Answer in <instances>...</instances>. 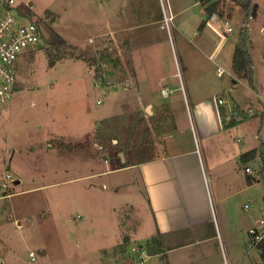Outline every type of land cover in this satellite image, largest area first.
<instances>
[{
    "label": "rangeland",
    "instance_id": "374dc122",
    "mask_svg": "<svg viewBox=\"0 0 264 264\" xmlns=\"http://www.w3.org/2000/svg\"><path fill=\"white\" fill-rule=\"evenodd\" d=\"M105 2L16 0L29 9L24 23L43 22L50 37L20 55L12 97L0 107V264H137L133 246L146 249L150 256L146 264H264L257 249L248 246L249 230L263 219L258 207L264 206V173L255 170L250 184L243 166L238 170L239 189L249 190L236 198L235 225L220 219L196 236L181 232L173 244L201 242L161 254L160 237L154 247L150 244L157 229L140 170H108L121 166L120 153L125 166L127 161H143L160 150L177 151L190 144L206 150L213 141L200 139L193 128L196 124L184 118L189 107L181 90L168 95L175 102L170 115L178 116L183 128L176 138L184 143L177 147L173 136L163 141L160 137L170 126L151 119L135 92L122 91L118 74L105 71L107 56L93 48L100 41L95 36L102 29ZM169 3L175 19L165 67L170 74L178 73L173 81L180 89V77L188 83L193 78L197 92L207 77L210 96L232 104L242 88L229 91L230 55L236 46L245 45L244 34L254 77L264 87V0H253L254 12L248 20L239 0H221L223 15L217 19L229 21L233 31L218 60L209 56L221 35L203 22L208 19L203 5L196 0ZM178 10L195 20L196 29L205 31L203 36L193 40L194 31L187 38L180 34ZM94 22L101 25L99 30ZM189 24L195 28L194 21ZM219 68L224 69L222 77ZM148 96H154L155 102L167 101L160 88ZM263 96L264 91L260 98L254 97L253 105L260 111H264ZM240 117L245 121L240 122ZM232 118L220 139L236 143L241 134L251 141L256 120L247 116V109L239 107ZM238 123H243L240 128ZM173 132L174 125L169 134ZM261 135L263 141L264 130ZM218 142L219 138L214 141Z\"/></svg>",
    "mask_w": 264,
    "mask_h": 264
},
{
    "label": "crops",
    "instance_id": "0c3cea01",
    "mask_svg": "<svg viewBox=\"0 0 264 264\" xmlns=\"http://www.w3.org/2000/svg\"><path fill=\"white\" fill-rule=\"evenodd\" d=\"M197 4L201 3L197 1ZM101 8H103L102 26L98 24L97 27L94 22L97 30L100 26L102 28L95 36L100 41L93 48L94 50L102 49L103 55L107 56L105 60L108 63H105L103 67L109 74H118L123 86L122 91L135 92L141 104H146L147 108H150V113L147 109L145 111L151 119L155 118L157 123H166L170 126L166 136L162 135L160 138L164 141L170 136L176 138L182 133L183 128L178 125V116L170 115L174 113L170 109L171 107L174 109L175 102L169 101L170 95H168L173 92L180 93L181 90L184 93V99L188 100L189 107L188 112L183 114L184 118L196 124L193 128L198 131L200 139L213 141L206 150L202 146H199L200 149L197 148L195 144H190L185 149L177 151L160 150L143 161L131 162L133 164L128 167H123L124 162L122 161L120 167L111 168L108 171L130 168L140 170V178L156 223L157 231L153 237L156 235L160 237L158 242L161 249L160 254L164 250L170 251L201 242V240H195L184 242L185 244H173V241L180 238L181 232L182 235L191 233L196 236L214 220L220 219L232 227L237 223L234 220L237 213L234 205L236 198L249 190V187L239 189L238 170L241 166L246 169L248 166L255 167L258 163L257 171H259L264 156V140H261V130H264V111H260L261 109L253 105L254 97L262 96L263 85H261L263 88L258 85L254 74L253 85H251L245 72L235 68L234 63L238 50V46L235 45L236 51L230 55L232 56L233 84L229 91L242 88V92L235 94L232 104L226 105L225 101L221 104L222 98L215 99L210 96L208 88L212 84L207 77L200 83L202 85L201 94V91L197 92V83L193 78L190 77L188 83L185 78L180 77L182 90L173 81V78L179 77L178 73L170 74L165 67L167 58L165 51L169 46V36L162 26L163 15L159 0H106ZM177 13L180 16L178 24L181 29L180 34L184 38H187V35L192 34L193 31V40L198 36H203L205 31L201 32L200 27L196 29L198 24L188 16L185 17L184 10L181 12L178 10ZM217 18L222 19L214 16L203 20L205 25L213 26L221 35L217 46L209 56L212 60H218L222 55L229 42L227 36L230 35L222 36L219 28L223 21ZM193 21L196 25L194 29H191L192 26L189 23ZM99 45H101L100 48ZM158 88H160L163 99L167 101L155 102L153 99L155 95L148 96V93L157 92ZM178 97L181 98L180 95ZM239 107L247 109V116L253 118L252 121L256 120L255 132L252 136L250 135L251 141L248 140V136L241 134L236 139V143L220 139L227 131L226 126L232 123L235 112L239 114ZM255 111L257 113L253 117ZM160 117L163 118L162 122L159 120ZM239 121L243 122L245 118L240 117ZM241 124L243 123H238L236 126L240 128ZM173 125L175 132L169 134ZM258 126L260 130H257ZM229 134L232 136L231 131ZM160 138L159 141L162 142ZM188 138L190 139V136ZM218 138L219 142L214 143ZM176 142L174 144L179 147L184 140L178 142L176 138ZM252 151H257L256 157L243 162V156ZM247 176L249 181L252 175L247 174ZM16 183L19 184L20 180ZM258 208L263 212L264 217V206L260 205ZM173 238L175 239L172 240Z\"/></svg>",
    "mask_w": 264,
    "mask_h": 264
},
{
    "label": "built area",
    "instance_id": "2783aa9c",
    "mask_svg": "<svg viewBox=\"0 0 264 264\" xmlns=\"http://www.w3.org/2000/svg\"><path fill=\"white\" fill-rule=\"evenodd\" d=\"M159 3L163 15L162 26L172 39L175 18L169 0H159ZM19 6L16 0H0V107L12 97L16 84L15 65L20 55L39 45L41 39H45L38 22L24 23L26 15L19 10ZM222 24V36L233 31L229 21ZM218 75L223 76L224 70L219 69ZM220 103H224V100H220ZM245 171L253 175L255 169L248 166ZM7 178L10 179L12 176L8 174ZM3 187L6 188L7 184L4 183ZM249 236L251 237L248 243L249 248H256L258 251V246L264 242V217L259 227L249 230ZM132 251L137 264H146L150 256L144 247L133 246ZM30 257L32 261H35V253H30Z\"/></svg>",
    "mask_w": 264,
    "mask_h": 264
},
{
    "label": "trees",
    "instance_id": "16d2710c",
    "mask_svg": "<svg viewBox=\"0 0 264 264\" xmlns=\"http://www.w3.org/2000/svg\"><path fill=\"white\" fill-rule=\"evenodd\" d=\"M198 2H200L203 7L204 10L207 14L208 19L217 16L220 17L222 16V11L220 10V3L221 0H197ZM240 5L244 8L245 12H246V20L249 19V17L251 16V14H253L254 12V3L253 0H239ZM19 10L25 14L27 16L29 9L27 7H22L19 6ZM221 18V17H220ZM244 36L246 37V39H244L245 45H239L238 46V50H237V57H236V62L235 64V68L237 70H245L247 69V71L245 72V76L248 77L249 79V83L251 85H253V59L251 57V54L248 50V36L247 34H244ZM257 155V151H252L249 152L247 154H245L243 156V162L246 161H250L251 159H254ZM262 163H261V167L259 169L258 172H261L262 175L264 173V156L262 157ZM133 163L127 161V164L123 167H128L131 166ZM117 167H115L114 169H116ZM249 183H252V179L249 178ZM159 238V235H156V237H153L150 240V244H153V247L156 245H154V243H157V239ZM258 252L259 255L261 256L262 260L264 261V242H262L259 246H258Z\"/></svg>",
    "mask_w": 264,
    "mask_h": 264
},
{
    "label": "water",
    "instance_id": "95a60500",
    "mask_svg": "<svg viewBox=\"0 0 264 264\" xmlns=\"http://www.w3.org/2000/svg\"><path fill=\"white\" fill-rule=\"evenodd\" d=\"M42 27H41V30H42ZM42 34H43V36H44L45 39H49V38H46V36L44 35L43 31H42ZM147 112L150 113L149 107L147 108ZM120 157H121L122 161L125 162V158H124V154L123 153H120ZM252 167H254V166H252ZM254 169L255 170H258V163H257V166L254 167Z\"/></svg>",
    "mask_w": 264,
    "mask_h": 264
},
{
    "label": "bare ground",
    "instance_id": "6f19581e",
    "mask_svg": "<svg viewBox=\"0 0 264 264\" xmlns=\"http://www.w3.org/2000/svg\"><path fill=\"white\" fill-rule=\"evenodd\" d=\"M42 31H43L44 35L46 36V38L50 37L48 32L46 31V28L42 27ZM149 111H150V108H149Z\"/></svg>",
    "mask_w": 264,
    "mask_h": 264
},
{
    "label": "flooded vegetation",
    "instance_id": "af4514ba",
    "mask_svg": "<svg viewBox=\"0 0 264 264\" xmlns=\"http://www.w3.org/2000/svg\"><path fill=\"white\" fill-rule=\"evenodd\" d=\"M39 25H40V29H41L42 26H43L44 28H47L46 25H45L44 23H42V24L39 23Z\"/></svg>",
    "mask_w": 264,
    "mask_h": 264
}]
</instances>
